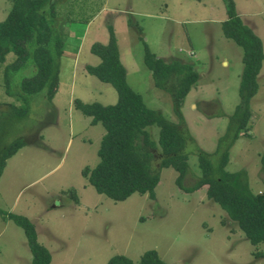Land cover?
Here are the masks:
<instances>
[{
  "label": "rangeland",
  "instance_id": "rangeland-1",
  "mask_svg": "<svg viewBox=\"0 0 264 264\" xmlns=\"http://www.w3.org/2000/svg\"><path fill=\"white\" fill-rule=\"evenodd\" d=\"M233 1L242 22L261 39L264 52V0ZM52 2L64 41L57 94L51 101L39 92L26 100L8 94L3 71L14 55L6 54L0 63V145L16 138L27 141L5 161L0 208L32 222L38 242L50 253L49 264H106L115 254L138 262L149 249L166 264H264V244L255 246L246 239L219 204L207 197V184L184 191L176 183L177 171L164 167L154 198L133 193L114 201L82 175L85 167L98 161L104 128L91 124L74 101L107 105L118 97L110 84L85 70V65L98 62L90 46L108 41V26L117 40L127 84L147 107L160 110L168 120L181 121L171 92L155 85L144 64V43L156 56L190 64L198 74L180 107L182 127L193 140L186 147L188 167L182 185L192 187L202 174L196 148L217 161L219 138L241 102L243 68V49L223 34L225 0ZM11 5L12 0H0V21ZM70 24L81 39L69 37ZM32 69L14 72L12 89ZM257 82L247 131H240L228 147L224 166L229 172L241 171L252 193L264 191V60ZM8 104L26 108L25 114L10 117L3 112L10 110ZM147 131L156 142L158 129L152 126ZM155 157L157 166V151ZM30 259L22 228L0 216V264H28Z\"/></svg>",
  "mask_w": 264,
  "mask_h": 264
},
{
  "label": "trees",
  "instance_id": "trees-1",
  "mask_svg": "<svg viewBox=\"0 0 264 264\" xmlns=\"http://www.w3.org/2000/svg\"><path fill=\"white\" fill-rule=\"evenodd\" d=\"M227 19L222 22L223 34L243 49V68L239 86L241 102L229 116L226 133L219 138L217 161H212L204 151L195 149L202 174L192 187H184L182 179L188 167L186 147L192 143L180 107L184 96L198 79L190 64L179 60L165 61L156 56L144 43L143 61L152 72L157 87L171 92L173 109L180 122L168 120L158 109L146 106L141 95L126 82V70L119 59L117 40L112 27L108 26L106 43L94 42L90 51L98 57L94 65H85L88 74L110 84L117 93L113 104L98 102L83 103L75 100V106L83 115L90 117V123H101L104 132L97 148V163L82 170V175L95 190L114 201H123L133 193L155 197L160 169L171 167L177 171V185L191 192L207 184L206 195L226 212L236 223L249 242L255 246L264 244V191L252 193L243 180L242 172L225 170L227 149L238 137L240 131H247L250 117V99L258 89L257 77L264 60L262 41L234 10V1L225 0ZM62 25L52 0H12L6 17L0 21V63L5 55L12 53L14 60L4 67V80L8 94L29 98L44 93L47 100L53 98L59 81V64L63 52ZM33 67L29 75L20 77L18 86L12 89L11 75L22 69ZM16 87H18L16 91ZM11 108L7 115L21 116L26 108ZM2 109H0L1 111ZM12 112L10 114L9 112ZM158 129L156 142L147 127ZM25 142L16 138L5 146L0 145V175L8 157ZM155 151L158 164L155 165ZM70 196L77 202L74 192ZM0 216L12 220L21 227L26 237L31 259L28 264H49L48 249L37 240L32 222L22 214L0 208ZM106 264H166L156 250L145 251L138 262L123 254L112 255Z\"/></svg>",
  "mask_w": 264,
  "mask_h": 264
},
{
  "label": "crops",
  "instance_id": "crops-1",
  "mask_svg": "<svg viewBox=\"0 0 264 264\" xmlns=\"http://www.w3.org/2000/svg\"><path fill=\"white\" fill-rule=\"evenodd\" d=\"M73 27H74V26L70 24V27H69V29H68L69 37H74V38H76V39H81L82 35L80 36L77 32L73 31V30H72ZM77 28H78V26H76V29H75V30H77ZM86 30H87V24L84 26V30H83V32H86ZM82 34H83V33H82ZM76 54H77V52H76ZM63 55H64V53L62 52L61 58H62ZM61 58H60V60H61ZM74 63H76V57L74 58ZM59 70H60V69H59ZM58 77H59V74H58ZM58 82H59V81H58ZM57 92H58V87H57V90H56V92H55L54 95H56ZM53 97H54V96H53Z\"/></svg>",
  "mask_w": 264,
  "mask_h": 264
},
{
  "label": "water",
  "instance_id": "water-1",
  "mask_svg": "<svg viewBox=\"0 0 264 264\" xmlns=\"http://www.w3.org/2000/svg\"><path fill=\"white\" fill-rule=\"evenodd\" d=\"M58 203V202H57Z\"/></svg>",
  "mask_w": 264,
  "mask_h": 264
}]
</instances>
